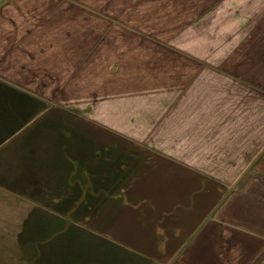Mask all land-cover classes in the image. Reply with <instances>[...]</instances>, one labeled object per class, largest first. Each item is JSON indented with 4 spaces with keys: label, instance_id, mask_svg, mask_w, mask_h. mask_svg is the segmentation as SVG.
Masks as SVG:
<instances>
[{
    "label": "crops",
    "instance_id": "1",
    "mask_svg": "<svg viewBox=\"0 0 264 264\" xmlns=\"http://www.w3.org/2000/svg\"><path fill=\"white\" fill-rule=\"evenodd\" d=\"M0 6V112L39 114L0 148L1 184L28 178L31 194H67L75 170L96 193H125L101 218L145 222L151 244L109 251L132 264H264V0ZM69 114L87 116L85 136H66ZM87 131L95 140L81 144ZM118 148L108 158L124 171L101 169ZM185 175L219 195L175 245L173 228L149 220L195 204L192 187L180 197Z\"/></svg>",
    "mask_w": 264,
    "mask_h": 264
},
{
    "label": "rangeland",
    "instance_id": "2",
    "mask_svg": "<svg viewBox=\"0 0 264 264\" xmlns=\"http://www.w3.org/2000/svg\"><path fill=\"white\" fill-rule=\"evenodd\" d=\"M8 1L3 0L2 3ZM142 38L140 36V39ZM0 109L7 110L1 104ZM38 117L39 114H31L14 119L12 115L0 112V148L19 132L23 130L30 132L36 125ZM86 118L87 116L82 114H69L65 119L66 136H73L78 131L80 136H85L82 128ZM86 135L92 139L82 138L81 144L95 140L94 132L87 131ZM118 150L103 153V156L107 157L98 161L99 167L103 170L117 167V170L124 171L125 163L120 166L114 158L113 160L108 158L110 155H124V151H120L119 148ZM92 167L95 168V164ZM93 168L91 169L95 170ZM85 176L88 181L85 180ZM92 178L88 171L72 170L70 193L67 194H31L29 184L26 182L28 178H22L23 184L20 187L9 181L12 179H5L4 184L0 183V264H132L130 261L132 258L110 256L109 251L115 252L117 248L122 254L124 252L129 254L127 243L139 247L151 244L152 238L148 233V227L144 221L139 223L138 219L129 222L127 213L125 218L117 217L109 222L107 219L103 221L101 214L106 212L109 215L110 205L125 201V193H96L95 190L100 188L93 187ZM62 180L63 178H59L58 181ZM82 184L85 185L84 188L79 189H85L87 192H74V189ZM202 185L204 187L201 189ZM115 186L118 187L117 184ZM191 187L194 189L192 195L196 193L195 189L198 192L195 200H192L195 204H185L184 192H190ZM180 189L182 192L180 197L183 203L185 202L182 207L179 206L180 209L176 212L171 211L166 216L155 211L149 220L153 223L161 218L158 222H165L167 227L173 228L176 231L173 237L175 245L178 242L181 244L194 232L207 207L212 205L213 200L209 198L219 195V191L212 185L204 183L201 179L197 181L193 177L190 178L189 175L181 178ZM61 202L67 207L61 208ZM45 204L50 206L47 207ZM136 212L142 213L140 209ZM142 223L143 228L140 227Z\"/></svg>",
    "mask_w": 264,
    "mask_h": 264
},
{
    "label": "water",
    "instance_id": "3",
    "mask_svg": "<svg viewBox=\"0 0 264 264\" xmlns=\"http://www.w3.org/2000/svg\"><path fill=\"white\" fill-rule=\"evenodd\" d=\"M3 0H0V3L2 2Z\"/></svg>",
    "mask_w": 264,
    "mask_h": 264
}]
</instances>
